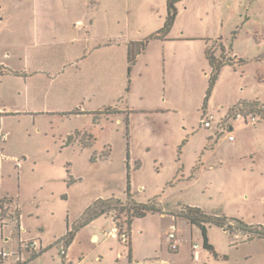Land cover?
I'll return each mask as SVG.
<instances>
[{"label": "rangeland", "instance_id": "rangeland-1", "mask_svg": "<svg viewBox=\"0 0 264 264\" xmlns=\"http://www.w3.org/2000/svg\"><path fill=\"white\" fill-rule=\"evenodd\" d=\"M167 1L0 0V61L20 75L42 70L55 78L57 73L54 88H58L66 84L78 63L70 40L84 37V26L90 18L95 22L91 46L104 40L110 25L117 20L124 31L123 40L128 35L145 36L164 25ZM175 5L176 29L172 35L186 40L170 43L179 48L186 62L180 77L177 76L182 85H170L169 81L176 78L173 68L168 84L164 85L165 95L157 80L154 86L151 83L154 77L148 71L151 66L137 64L146 73L143 76L132 73L130 90L124 100L133 110L156 104L167 109L155 113L134 111V132L130 138L125 123L115 118L103 120V129L104 125L93 119L85 121L67 113H27L44 106L55 110L67 108L69 103L67 99H56L51 87L47 92L48 80L44 93L30 97L26 95L24 74L17 77L0 74V105L16 112L4 119L3 128L8 136L3 145L8 154H24L33 163L31 168L24 169L23 178L18 175L23 169L18 171L14 167L13 177L5 179V190H14V194L22 185L24 213L35 209L33 217L27 215L25 237L55 241L96 199L125 196L128 174L138 201L158 200L161 208L175 211L181 207H199L209 214L226 216L234 225L232 231L214 225L208 227L211 251L204 248L202 232L196 225L182 217L176 223L170 215L147 212L131 222L134 231L131 261L128 246L115 238L117 247L107 249L106 258L100 260L95 248L92 258L82 255L78 264H150L159 258L168 260L169 264H264V239H249V232L235 228L237 221L264 227V118L242 116L232 120L234 141L228 139L227 129H219L222 134L219 138L214 132L237 103L258 102L264 106V0H177ZM219 37L234 43L245 63L234 60L233 65L224 66L211 85L204 42L189 39ZM197 48L202 50V57ZM149 57L151 52L145 56ZM98 58L89 61V68L105 69V60ZM91 72L92 86L109 83L108 76ZM123 76L128 84L126 71ZM175 103L179 104L177 109L167 107ZM207 117L213 118L212 128L203 126ZM77 124L89 126L95 132L96 148L101 151L106 146L110 148L109 160L91 162L78 152L62 148V137L74 131ZM211 142L213 147L209 146ZM132 151L135 155L130 156L142 161L139 170L128 166L127 153ZM68 160L75 162L74 168ZM199 160L203 172L192 178L183 177L180 167L186 165V175ZM70 170L76 180L69 185ZM18 202L22 207L19 199ZM173 226L178 230L179 251H172L166 240ZM11 232L8 228L7 234ZM193 244L202 247L200 260L194 259ZM17 245L16 238H12L10 246L17 248ZM61 246H53L38 261L52 264L53 260L61 261Z\"/></svg>", "mask_w": 264, "mask_h": 264}, {"label": "crops", "instance_id": "crops-1", "mask_svg": "<svg viewBox=\"0 0 264 264\" xmlns=\"http://www.w3.org/2000/svg\"><path fill=\"white\" fill-rule=\"evenodd\" d=\"M167 12V10H166ZM167 14V13H166ZM111 14L109 17L111 20L114 19V16ZM85 24V23H84ZM115 24V23H114ZM112 22V25H110V32L105 35V39L99 41L94 46H91L90 40H91V33L94 28L95 22L93 18H90L89 22L85 24L84 26V37L75 36L72 38L71 43L73 44V52H74V59L78 61V63L73 67V71L70 75V77L66 80V84H62L58 88H54L55 81L58 79L59 74H55L54 76L49 73L48 75L46 72L42 70H32V71H26L24 74L25 81H26V94L27 96H38L42 92L45 91V82L46 80L49 81V87L47 89V92L50 91L53 93L54 97L56 99H61V101H64L65 99L68 100L69 106L67 108H57V110L50 108L48 106H44V108H35L34 110H28L27 113H32L35 111H55L60 114H69L72 116H76L79 119L91 120L93 119L94 122L97 124H103V120L108 121L112 119H116L119 122H124L126 125V132L129 137L130 134L134 132V111L137 112H143V113H155L157 111H162L163 108L160 104H156L154 107H145L142 106L140 110H133L130 103L124 100V95L129 92L130 90V84H131V76L132 73H134L136 76L144 75L143 73H146L142 67H138L137 64L142 62L143 67L149 65L151 66V71L153 76L151 79V83L154 86V83H157L161 85L162 90L164 91L165 95L167 94L165 84H168V77L173 74L172 70L175 68L176 70V78L174 81H169L170 85L173 86L177 83V85H182V80L177 79V76L180 77L182 71L186 67V62L184 61V58L181 56L180 50L175 45H172L170 42H179L184 41L186 39H182V37L173 36L176 26L175 22L169 31V33L165 37L161 38H151L152 35H154L157 31H159L162 26L156 28L154 31L150 32L149 34L145 36H131L128 35V37L123 40L124 31L120 27V24L117 20V23L114 25ZM109 25V24H108ZM221 42L223 45H228L229 43L227 40H224L222 37ZM218 39V38H216ZM213 39V40H216ZM201 40L203 41V45L205 47V56L206 60L210 66L209 60L207 58V48L209 46V40L210 38H191L189 41H197ZM143 44V46H142ZM132 45L134 46L135 52L140 49V51L137 53L136 59L134 64L132 65L130 74L128 73V67H129V47ZM233 54L237 57H240L238 54V51L235 49V44L233 43ZM151 52V62L150 59H146L145 56ZM197 53L200 57H202V50L197 48ZM98 56V59H103L106 62L105 69H100L91 67L89 68V61L92 59L94 60L95 57ZM145 58V59H144ZM242 58V57H241ZM243 59V58H242ZM102 60V61H103ZM245 63V62H244ZM242 63V64H244ZM146 64V65H145ZM94 65V64H93ZM0 67H2V70H10L15 73H8V75L12 76H22L18 74V71L9 69L6 64L0 61ZM211 68V66H210ZM223 69V68H222ZM102 73L105 76L109 77V83L107 85L103 86H92L91 78H92V72ZM127 73V79L128 84H125V81H123L124 76L123 74ZM160 74V75H159ZM7 75V73H5ZM45 76V77H44ZM159 76V79L157 77ZM161 76V77H160ZM45 78V79H44ZM55 79V80H54ZM151 91L154 89H150ZM63 98V99H62ZM99 98V100H97ZM157 100H155L156 102ZM177 103L175 105H168L169 109H177ZM110 108L108 110L109 112H103L104 109ZM0 109H5L4 106L0 105ZM7 110V109H5ZM11 111L9 113L10 115L16 113L14 110H7ZM176 112V111H175ZM4 116V119L7 115ZM225 118V117H224ZM223 118V119H224ZM128 119V124L126 120ZM222 120V119H221ZM232 122V121H231ZM230 122V127L228 129L232 130V124ZM104 125V124H103ZM228 126L221 125V122L219 123V127L217 129H214V132L219 131V129H227ZM5 131V128H3ZM103 129H105V125L103 126ZM220 132V131H219ZM6 138L8 136V133L6 134ZM222 135V134H220ZM0 142V201L3 198L11 197L13 201L17 204L18 210H19V230L15 228V224H8L5 227H2L0 223V249L2 248H8V249H18L19 242L21 239H37L40 241L43 247V251L41 253L31 255L27 252L24 253L25 261L21 262L20 264H52L49 261L47 262H41L38 261L41 257L44 256L52 247L49 248L52 244L55 243L57 239H60L62 236H64L68 231L72 230L74 227L77 226V221L81 217V214L79 218L76 220L74 224H72L71 228H68L66 232L61 234V236H58L55 238V241L51 242H44L42 238H33V237H25L23 234V231L26 229L28 224L26 223L27 215L29 217H33L35 214L34 210H27V212L24 213L25 207L23 204V195L21 194V187L22 185L18 186V191L16 194H14V190L6 189L5 190V179L12 178L14 167L20 171L18 172L19 177L23 178L24 176V169L26 167H32L33 163L32 158L29 160L24 157V154H18L21 156V158L14 154H8L6 152V149L4 147V143L6 142V139ZM130 138V137H129ZM219 138V137H217ZM236 139V135H235ZM212 140V139H211ZM218 141H215V144ZM60 145L62 148L69 149L72 153L78 152L81 157L86 158L92 162L99 159V161H107L111 157V150L109 147L106 146L104 151L99 150L96 148V134L94 131L90 129L89 126H82V125H75L74 131H68L64 137H62V140L60 142ZM212 146V142L209 145ZM127 153V160H128V166L130 167L133 165L134 170H139L142 166V161L139 158H133L130 155H135V152L132 151ZM17 158L21 159L20 165H18V162L16 161ZM28 160V161H27ZM70 161V166L74 168L75 162L72 160ZM138 165V167H136ZM202 160L195 162L192 164V172H189L185 175V170L187 167L186 165H182L180 169H183V177L192 178L194 175L197 174V172H203L202 171ZM30 167V168H31ZM12 172V173H11ZM69 174L72 176L74 180L75 177L72 174L71 170L69 171ZM75 182V181H74ZM73 182V183H74ZM131 193L133 195V185L131 184ZM17 195V196H15ZM21 201L22 207L20 203ZM108 197H119V198H125V196H108ZM108 197H100V198H108ZM134 197V195H133ZM135 199V197H134ZM97 200V199H96ZM136 200V199H135ZM139 203H145L142 201H138ZM156 205L158 208H160L163 212L160 213V215L165 216L170 215L172 219L177 223L180 217H177L173 215L176 211L167 207L161 208L158 205V200H156ZM186 220V219H185ZM187 221V220H186ZM188 222V221H187ZM189 223V222H188ZM113 226V220L111 217L107 216H100L87 224L84 227H80L77 230H75V236L73 238V241L71 244L66 248L65 254H62L63 248L61 247V255L62 259L59 260H53V264H78L81 263L83 257L88 256V258H92V256L95 255V248H97L98 258L104 259L106 258L108 251L107 249L114 250L117 247V243L115 241V238L107 236L105 233L106 229H109ZM8 228L12 230L11 235L7 234ZM23 228V229H22ZM29 231H31L29 229ZM130 232L131 235L134 234V231L131 228L130 224ZM12 238H16L17 240V248H13L10 246V240ZM112 238V239H109ZM132 238H130V243L128 245V256L131 261L132 257ZM183 237L181 239V244L183 241ZM91 245H94L92 248ZM180 250V248H179ZM178 250V251H179ZM83 255V257H81ZM72 261V262H71ZM75 261V263H74ZM138 262V261H137ZM168 263V260L166 259H156L155 262H152L150 264H166ZM0 264H5L4 262L0 261ZM84 264H90V262L84 263Z\"/></svg>", "mask_w": 264, "mask_h": 264}, {"label": "trees", "instance_id": "trees-1", "mask_svg": "<svg viewBox=\"0 0 264 264\" xmlns=\"http://www.w3.org/2000/svg\"><path fill=\"white\" fill-rule=\"evenodd\" d=\"M177 0H168L167 1V14L166 21L162 28L157 31L151 38H161L165 37L169 31L171 30L176 16H177ZM221 38L216 40H209V46L207 48V58L209 60L211 66V85L216 81L221 69L231 64L233 65L234 60H238L239 64L244 63V60L241 57H237L236 55H232L233 43H229L228 45H223L221 42ZM143 46V44H142ZM134 46L130 45L129 47V67L128 73L130 74L132 65L135 62L137 53L140 51L138 49L136 52L133 49ZM5 73H15L10 70H2L0 67V74ZM103 112H109L110 108L104 109ZM241 114L243 117H256L261 116L264 118V106L258 104V102H239L233 107H231L224 119L221 120V125L230 127V122L232 120L237 119L238 115ZM128 124V119L126 120ZM225 130V129H224ZM216 137H220V132L216 130ZM180 153V150H179ZM138 167V165L136 166ZM75 180L72 176H69V185L72 184ZM156 200L147 202V203H139L137 202L132 193H131V180L128 174V184L126 190V197H108V198H98L92 204H90L83 212L79 220L77 221V226L72 230L68 231L64 236L56 241L55 244H52L50 247L62 245L61 247L66 251V248L71 244L73 238L75 236V230L80 227H84L96 218L100 216L113 217L114 215H129V224H131L134 218L144 217L147 212L150 213H162L163 211L157 207ZM11 215L8 217L10 220L9 224H15V228L19 230V210L18 209H10ZM173 215L177 217H182L186 219L190 224L196 225L200 228L203 236V246L205 249L211 250L213 249L212 245L208 240V227L214 225L220 228H224L227 231H232L234 225L228 221L227 217L224 215H212L199 207H181L178 209ZM238 226L235 228H243L244 231L249 232V239L253 238H263L264 239V227L258 226H249L245 224L243 221H237ZM41 253V252H40ZM35 255V254H34Z\"/></svg>", "mask_w": 264, "mask_h": 264}, {"label": "built area", "instance_id": "built-area-1", "mask_svg": "<svg viewBox=\"0 0 264 264\" xmlns=\"http://www.w3.org/2000/svg\"><path fill=\"white\" fill-rule=\"evenodd\" d=\"M9 113H11V111L0 109V142L5 140L6 138L3 129V122H4V116ZM238 117H242V115L239 114ZM251 118H256V117H251ZM212 120L213 118L207 117L203 121V126L207 128H212ZM227 130H228V139L234 141L235 134L232 133L230 129ZM16 161L18 162V165H20L21 159L17 158ZM11 208L13 210L18 209L17 204L13 201L11 197L3 198L0 201V223L2 227L7 226L10 222L8 217L11 215L12 212V210L10 211ZM112 220H113V226L109 229H106L105 233L107 234V236L112 238H117L122 244L128 246L131 238L129 215H114L112 217ZM166 240L168 241L170 249L172 251L179 250L180 241L176 226H173L167 232ZM42 251H43V247L39 240L21 239L19 242L18 249H8V248L0 249V261L4 262L5 264H20L21 262L25 261L24 258L25 252L34 255ZM192 251H193L194 259L200 260V253L202 251V247L199 244H193ZM62 254H65L64 249L62 250Z\"/></svg>", "mask_w": 264, "mask_h": 264}]
</instances>
